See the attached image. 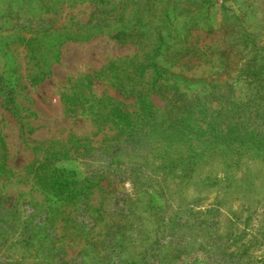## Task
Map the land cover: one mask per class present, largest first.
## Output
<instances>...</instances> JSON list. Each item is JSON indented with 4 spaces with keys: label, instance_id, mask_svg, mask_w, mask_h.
<instances>
[{
    "label": "rangeland",
    "instance_id": "rangeland-1",
    "mask_svg": "<svg viewBox=\"0 0 264 264\" xmlns=\"http://www.w3.org/2000/svg\"><path fill=\"white\" fill-rule=\"evenodd\" d=\"M96 25L52 57L59 32ZM121 29L131 34L110 37ZM155 43L161 74L136 80ZM263 61L264 0H0L1 260L264 264ZM95 98L138 131L96 119ZM55 169L90 183L85 210L39 184Z\"/></svg>",
    "mask_w": 264,
    "mask_h": 264
},
{
    "label": "trees",
    "instance_id": "trees-1",
    "mask_svg": "<svg viewBox=\"0 0 264 264\" xmlns=\"http://www.w3.org/2000/svg\"><path fill=\"white\" fill-rule=\"evenodd\" d=\"M102 1V0H101ZM171 5L173 4V2H169ZM165 17H167V14L164 12L163 14V20L165 19ZM163 23H165V21H162ZM98 25H96L95 27H92L90 30V33L85 34L83 36H76L74 34H72L71 32L69 33H62L59 32L58 36L55 37V40H57V43H53V45L55 46V51L52 54V57L55 58V60L57 61L60 57V51H59V47L63 42L68 41V40H86L87 38H89L94 32L95 30H98L99 28H97ZM131 33L128 32H124L123 29H121L120 31L114 32L112 34H110V37L116 38L118 40H123L124 38H126V36H129ZM159 38V36H158ZM159 40V39H158ZM26 45L28 46V48L31 51V58L36 59L39 56L38 53V49L40 48L38 43H31V41H28L26 43ZM160 49V43H155L153 50L155 52L152 53V51L147 54V59L145 61V63H141L140 65L135 67L134 70V76L136 78V80H141L142 77V73L144 71H146L149 67H152L155 72H158L159 74H161L160 68H158V64H156L155 62V57H156V53L159 52ZM157 51V52H156ZM264 64V61H263ZM262 70H264V65H262ZM48 71H44V73H41L38 76L37 81L42 80L44 77L48 76L49 72ZM175 86H178L177 83L173 82L172 83ZM172 92V100L174 99H178L175 95L174 92L172 90H170V93ZM87 95H84L83 97H81L82 101H86L87 100ZM176 97V98H175ZM263 99H261V96H255L253 99H251L250 101L253 103L255 102V104H259V109H258V114L262 109H263V104L262 101ZM249 101V102H250ZM4 102H5V106L7 109L14 111L15 110V104H14V98L8 94L5 93L4 95ZM142 102H144L145 106H146V110H150V108L148 107L149 104L146 100H142ZM249 102L247 103V106L249 107ZM77 104L75 103V101L71 100V105L69 107V110L71 112H74V108L73 106ZM105 107V110L102 111V109ZM93 109L92 114L96 117V119L98 120H105V121H115L116 126L120 129V133H127L129 132L130 134H133V131L137 132L138 130L134 128L135 127L133 124L135 123L133 121V119L130 117V115L123 111L121 108L117 107L115 104H110L109 101L104 102L103 99L101 98H95L92 101V104L90 106ZM242 110V109H240ZM257 114V113H254ZM252 117L248 118L249 120H251ZM212 122V121H211ZM243 122V121H241ZM229 127L227 131H231L232 129L235 128L236 125H239L238 122H229ZM211 126H214L213 124H211ZM238 126H236L235 129H237ZM212 130V128L210 129ZM141 131V130H139ZM116 145L118 147H121L119 143L116 142ZM119 153H115L113 155H111L110 157V161L111 162H116V163H120L121 160L119 158ZM193 161L189 164L192 165ZM39 184L44 187V189L50 193H52L54 196H59V197H65V198H69V199H74L75 201H78V203L82 204V207L79 208L80 211L85 210L86 209V201L85 198L88 197L89 195V188H90V183L87 184L85 179H77L76 176L74 175H65L64 172H60L59 169H55V171H51V170H47L45 171L44 174H41L39 176ZM3 213V212H2ZM1 213V214H2ZM82 213V212H81ZM19 216V214H18ZM30 217L27 216L25 219H23V221H27ZM54 218V216L52 217ZM50 219V220H49ZM48 219V216L45 215L42 218H39L33 225H34V230H32V234H37V232L39 231L40 228L45 226V223H47L46 221L49 220L51 221V217ZM29 224H26L25 226H28ZM86 223H84L83 220H77V222L75 223L74 227H81V229H83L82 227H85ZM25 226L23 227V229L25 228ZM82 232V231H80ZM88 231H83V233H87ZM32 234L29 231L27 234V238L25 239L26 241L32 240ZM114 253H117V251H115V249L113 250ZM119 254V252L115 255V258H117L116 256ZM107 254H105L103 257H105ZM109 261V259H108ZM105 263V264H111L110 263ZM0 264H6L4 263L1 258H0ZM113 264H131L130 262L123 261V260H116L114 261ZM146 264H148V261H146Z\"/></svg>",
    "mask_w": 264,
    "mask_h": 264
}]
</instances>
